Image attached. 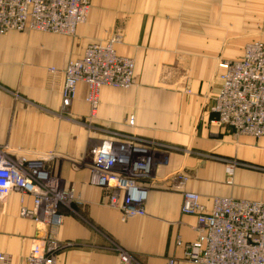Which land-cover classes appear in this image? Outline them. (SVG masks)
<instances>
[{"label":"crops","instance_id":"obj_1","mask_svg":"<svg viewBox=\"0 0 264 264\" xmlns=\"http://www.w3.org/2000/svg\"><path fill=\"white\" fill-rule=\"evenodd\" d=\"M117 34V53L135 61L137 84L101 91L96 132L85 83L63 113V71L87 46ZM231 40L242 49L228 59L229 45H239ZM254 40L264 41V0H92L73 37L30 31L0 38V148L16 157L53 155L49 168L75 190L85 218L62 209L64 224L52 233L71 245L57 264H122V251L142 264H167L171 256L188 264L176 240H196L198 222L181 212L184 191L200 195L207 212L221 197L264 203V139L213 125L209 110L222 85L218 63L238 60ZM132 116L134 127L126 124ZM111 132L182 150L155 153L142 217L124 218L89 183L92 150ZM223 159L237 163L231 185ZM180 169L189 175L184 191L171 177ZM24 208L33 210L32 197L12 193L0 202V253L14 264H25L51 234L23 218ZM109 242L120 249H107Z\"/></svg>","mask_w":264,"mask_h":264},{"label":"built area","instance_id":"obj_2","mask_svg":"<svg viewBox=\"0 0 264 264\" xmlns=\"http://www.w3.org/2000/svg\"><path fill=\"white\" fill-rule=\"evenodd\" d=\"M92 0H0V38L10 32H40L71 37L80 25L86 24ZM122 37L117 34L103 42L88 46L82 58L70 61L63 71V113H66L80 83L88 88L90 129L99 132L93 123L98 117L101 91L106 88L131 89L137 84L135 61L117 53ZM221 89L210 104L216 115L213 125L230 128L238 135L264 139V41L248 43L235 61L218 63ZM51 72H55L52 69ZM126 124L135 126L132 116ZM182 152L174 147L152 143L136 135L107 133L92 150L90 185L102 190L106 203L118 209L124 218L142 217L148 198L149 182L154 173V155ZM186 150L185 154L188 155ZM53 155H12L0 148V202L12 193L33 198V210L22 209V217L51 230L43 245L34 246L25 264H57L59 253L71 244L59 242L52 230L64 224L60 209L73 211L80 200L72 187L66 186L49 168ZM228 184L233 182L235 161L223 159ZM177 189L185 190L187 175L178 179ZM181 212L196 217L198 237L192 242L177 238L188 264H264V203L217 198L207 212L200 195L184 191ZM76 214V212H74ZM79 216V215H76ZM122 264H140L122 251ZM0 264H14L11 255L0 253ZM167 264H180L174 256Z\"/></svg>","mask_w":264,"mask_h":264},{"label":"rangeland","instance_id":"obj_3","mask_svg":"<svg viewBox=\"0 0 264 264\" xmlns=\"http://www.w3.org/2000/svg\"><path fill=\"white\" fill-rule=\"evenodd\" d=\"M92 9V8H91ZM121 23V22H120ZM121 25L122 24H120V25H118V27L122 30V28H121ZM119 29V30H120ZM118 32H120V31H116L114 34H116V33H118ZM121 33V32H120ZM71 37H73V36H71ZM232 41V42H231ZM230 41V43H236V42H238L239 43V45H233V44H230L229 45V47H228V55L229 54H231V52H233L230 56H227V58L229 59V58H236L237 56H239L240 55V52H241V49H242V41H240V40H231ZM122 42V41H121ZM118 47V46H117ZM87 48H88V46H87ZM86 48V49H87ZM236 48V50H233V49H235ZM238 48H239V50H238ZM220 60V59H219ZM72 61V60H71ZM175 153H181V152H175ZM187 155V154H186ZM189 155V154H188ZM184 156H185V154H184ZM90 161H88V163H89V165L91 166L92 165V158H90L89 159ZM224 165H226V169L230 166V165H228V164H224ZM236 169V168H235ZM235 171V170H234ZM181 175H187L188 177H189V175H188V173L185 171V170H183V169H180V170H178V171H175L174 173H172L171 174V177L173 178V181L175 182V187H176V185L178 184V179H179V177L181 176ZM233 177H234V175H233ZM227 181H228V177H227ZM73 211L72 212H70V211H68L65 207H63L62 209H65L66 210V212L68 211L69 212V214L71 215H74V216H76V215H79V216H81L82 217V213L79 211L80 210V205H77V204H74L73 205ZM62 209H60V212L62 213ZM74 212H76V214H74ZM63 214V213H62ZM24 218V217H23ZM83 218V217H82ZM25 219H28V218H25ZM83 219H85V218H83ZM52 236L53 237H55L54 236V234L52 233ZM64 244H71V243H64ZM109 244L110 245H108L107 246V249H120V247H118L116 244H114V243H112V242H109ZM68 248V247H67ZM138 262V261H137ZM140 264H142V263H140Z\"/></svg>","mask_w":264,"mask_h":264},{"label":"bare ground","instance_id":"obj_4","mask_svg":"<svg viewBox=\"0 0 264 264\" xmlns=\"http://www.w3.org/2000/svg\"><path fill=\"white\" fill-rule=\"evenodd\" d=\"M92 44H93V43H92ZM90 45H91V44H90ZM90 45H89V46H90ZM84 53H85V52H84ZM83 55H84V54H83ZM72 61H74V60H72ZM219 76H220V74H219Z\"/></svg>","mask_w":264,"mask_h":264}]
</instances>
